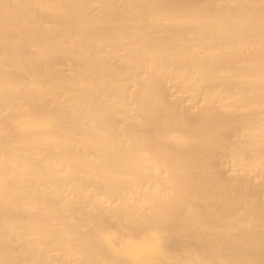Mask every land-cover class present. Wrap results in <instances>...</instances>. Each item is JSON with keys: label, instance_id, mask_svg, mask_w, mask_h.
Segmentation results:
<instances>
[{"label": "bare ground", "instance_id": "1", "mask_svg": "<svg viewBox=\"0 0 264 264\" xmlns=\"http://www.w3.org/2000/svg\"><path fill=\"white\" fill-rule=\"evenodd\" d=\"M262 177L264 0H0V264H264Z\"/></svg>", "mask_w": 264, "mask_h": 264}, {"label": "rangeland", "instance_id": "2", "mask_svg": "<svg viewBox=\"0 0 264 264\" xmlns=\"http://www.w3.org/2000/svg\"><path fill=\"white\" fill-rule=\"evenodd\" d=\"M96 10L97 9H93V12H96ZM166 77V76H165ZM166 81H167V84H168V87H169V91H168V95L169 96H172V94H174L173 92H175V90H176V87H174V83H170L169 81H168V78L166 77ZM172 84V85H171ZM170 86H172V87H170ZM172 88V89H171ZM174 89V90H173ZM184 92L185 93H187V96H189V93L186 91V90H183V93H182V96H183V99L185 100V103H183V105L185 106V107H188L189 106V102H188V100L186 101V99L185 98H190V96L189 97H187L185 94H184ZM186 96V97H185ZM198 96H200L199 94H198ZM198 98L200 99V97H197V100H198ZM194 102H196V101H194ZM198 102V101H197ZM231 134V135H230ZM229 135H230V138H233L234 137V134L233 133H230ZM227 160V161H226ZM229 160V161H228ZM225 162H223V168L225 169V170H227V172L228 173H230V171H231V166H232V164L230 165V163L232 162H230V159L229 158H227V159H225L224 160ZM262 179H263V181H262V184H261V186H260V191H259V194L261 195V197H264V177H262ZM261 179V180H262Z\"/></svg>", "mask_w": 264, "mask_h": 264}]
</instances>
